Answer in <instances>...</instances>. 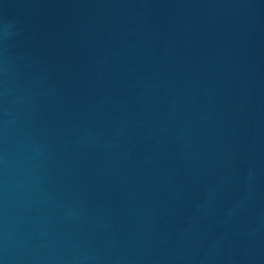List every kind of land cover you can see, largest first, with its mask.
I'll list each match as a JSON object with an SVG mask.
<instances>
[{
    "label": "water",
    "instance_id": "1",
    "mask_svg": "<svg viewBox=\"0 0 264 264\" xmlns=\"http://www.w3.org/2000/svg\"><path fill=\"white\" fill-rule=\"evenodd\" d=\"M0 264H264V0H0Z\"/></svg>",
    "mask_w": 264,
    "mask_h": 264
}]
</instances>
